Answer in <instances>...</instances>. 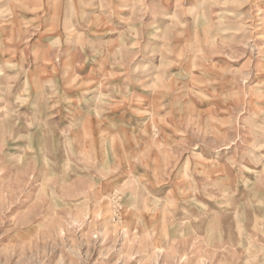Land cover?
Listing matches in <instances>:
<instances>
[{
	"label": "clouds",
	"instance_id": "obj_1",
	"mask_svg": "<svg viewBox=\"0 0 264 264\" xmlns=\"http://www.w3.org/2000/svg\"><path fill=\"white\" fill-rule=\"evenodd\" d=\"M257 40L264 0H0V264H264Z\"/></svg>",
	"mask_w": 264,
	"mask_h": 264
},
{
	"label": "rangeland",
	"instance_id": "obj_2",
	"mask_svg": "<svg viewBox=\"0 0 264 264\" xmlns=\"http://www.w3.org/2000/svg\"><path fill=\"white\" fill-rule=\"evenodd\" d=\"M37 38L38 37H33L32 42H34ZM8 43L11 45L13 43V41L9 40ZM255 43L257 46H259L261 44H264V41L257 40V41H255ZM215 60L218 62L216 64V67H212L211 65H209L206 67L205 71L208 73L209 79H216L217 80V82L214 85H212V87H215L216 90L219 92L221 89L227 88L228 85L226 83H224L223 81H220L218 79V75H219L218 69L220 67H222L223 63H225V62L231 63L234 66H238L239 64L243 63V60H231L230 61L227 59V57H216ZM256 63H257V60L255 58H253L251 80H255L257 78L256 73H255ZM189 67H190L189 65L184 66L185 70H188ZM172 71L177 72V71H180V69L173 68ZM195 75L197 77H200L201 70L197 69L195 72ZM195 87H196L197 91H200L203 87H209V86L205 83L204 80H198ZM202 95L207 96L208 93L203 92ZM211 103L212 102L208 99H200V100L196 101V105L198 108H207V107H209V105ZM128 115L130 116L131 114L129 113ZM57 119H59V118H57ZM125 119H127V117H125ZM132 123H133V125L136 124V118L133 119ZM168 131L170 132L171 130L168 129ZM132 147H135V145L133 144ZM127 150H128V148L125 147L121 151H127ZM33 193H34V189H33L32 183H28L27 185H25L23 183V181H21V183H19V184L12 185L11 188L8 190L0 188V207L3 206L5 201H7L11 205L9 210H8V214L12 215L18 209H24L25 208L26 202H28L33 197ZM47 215H48V210L44 205L35 204L31 210V212L27 216V219L32 221V223L27 225V228H31L32 224L38 223L43 217H45ZM63 219H64V214H61L60 221L62 222ZM146 220H147V218H146ZM27 228H26V230H27ZM63 235L66 236L67 233H63ZM118 248H119V246H118ZM59 254H60L59 250L52 252L51 255H49V257H48L46 264H56V261L59 258ZM116 255H117V253H113L112 256H110L108 259L111 260ZM93 259H95V255L93 256Z\"/></svg>",
	"mask_w": 264,
	"mask_h": 264
}]
</instances>
